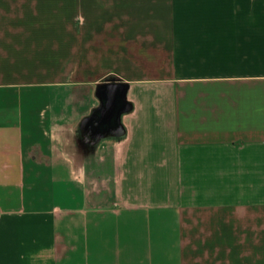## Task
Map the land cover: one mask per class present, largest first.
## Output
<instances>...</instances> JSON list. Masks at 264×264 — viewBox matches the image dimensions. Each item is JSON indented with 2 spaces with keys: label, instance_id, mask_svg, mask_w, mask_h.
I'll return each instance as SVG.
<instances>
[{
  "label": "crops",
  "instance_id": "1",
  "mask_svg": "<svg viewBox=\"0 0 264 264\" xmlns=\"http://www.w3.org/2000/svg\"><path fill=\"white\" fill-rule=\"evenodd\" d=\"M0 264H264V0H0Z\"/></svg>",
  "mask_w": 264,
  "mask_h": 264
}]
</instances>
